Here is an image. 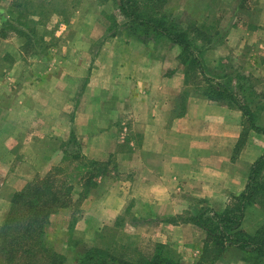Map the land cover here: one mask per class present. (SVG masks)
<instances>
[{
  "label": "crops",
  "instance_id": "1",
  "mask_svg": "<svg viewBox=\"0 0 264 264\" xmlns=\"http://www.w3.org/2000/svg\"><path fill=\"white\" fill-rule=\"evenodd\" d=\"M221 1L226 2L225 9L235 10L237 19V23L230 25L226 43L236 59L246 54L247 44L252 45L257 52L247 54L246 60L255 64L264 56V0ZM244 2H256L250 11L258 20L250 22L252 25L239 24L244 17L240 11ZM119 33L110 42L114 47L106 46L104 56L73 59L76 70L66 74L69 84L65 83L64 87L69 90L59 107L66 120L61 118L59 126L56 117L45 121L47 129H55L45 135L36 130L31 133L30 127L20 142V152L24 158L31 154L39 156L37 161L43 160L44 164L36 168L42 171L55 153H60L65 162L63 143L73 137L85 159L116 161L122 177L108 185L100 180L84 190L82 214L77 223L95 233L116 225L120 215L134 211L140 204L139 216L143 217H135L134 224L148 226L147 239L152 245L154 242L175 245L180 256L173 249L181 257V264H204L208 231L186 216L196 206L200 213L204 212V217L222 214L232 207L235 198L247 191L252 167L264 155V133L250 126L240 107L212 100L202 93L186 94L187 84L179 59L177 62L169 53L157 57L140 37ZM173 45L179 48L178 44ZM138 52L142 55H136ZM39 77H25L29 84L33 82L34 93L18 96L20 108L30 107L37 115L43 113L37 98L43 84ZM21 78L19 83L23 82ZM80 81L83 96L81 107H77L74 98ZM21 86L27 85L21 83ZM51 88L46 93H51ZM7 103L10 102L2 100L3 105ZM258 124L264 127L260 118ZM28 126L26 123L25 131ZM19 127L23 128L21 121ZM46 145H51L49 151ZM42 149L46 156L40 157ZM4 169L3 184L13 186L8 187L6 196H0V226L11 208V194L31 181L28 176L15 185L14 177L19 180L20 176L11 173L9 167ZM69 209L70 206L64 207L59 212L68 213ZM262 226L264 209L257 204L249 205L241 227L255 234ZM150 248L147 246L146 251ZM246 253L238 246L229 245L214 264H250Z\"/></svg>",
  "mask_w": 264,
  "mask_h": 264
},
{
  "label": "rangeland",
  "instance_id": "2",
  "mask_svg": "<svg viewBox=\"0 0 264 264\" xmlns=\"http://www.w3.org/2000/svg\"><path fill=\"white\" fill-rule=\"evenodd\" d=\"M225 3L223 4L221 0H168L166 9L180 15L186 26L190 18H193L200 20L202 28L209 34L221 33L219 44L214 46L216 42L212 43L204 52L207 75L212 78L219 77V80H225L227 74L233 76L235 79L231 82L235 87L233 89L245 90L249 106L264 124V56H260L255 64L248 62L247 54L257 51L252 45L247 44L244 50L246 54L237 56V59L234 57V53L226 43V37L230 25L237 23V19L233 14L235 10L225 9ZM253 4L255 6L256 2L242 4L243 8L240 11L244 17L239 20V24L247 25L258 20L250 11ZM6 21H10L12 26H6L4 24ZM135 29L139 31L140 39L144 40L153 55L163 57L169 53L170 57L177 59L178 62L181 47H174L169 39L156 37L151 30L148 31L149 29L134 28L120 9L119 0H0V190L2 191L0 196H6L8 187L13 186L9 185L10 183L3 184L4 167L5 169L9 167L11 173L20 176L19 180L17 176L14 177L17 185L20 179L28 176L31 179L28 183L38 182L63 163L60 167H63L67 179L75 184L74 193L77 192L76 195L74 194L75 202L70 206L68 213L58 210L51 216L53 219H50L46 227V235L50 244L66 256L65 264H79L75 261L77 257L95 246L109 250L116 256L121 257L125 254L127 257H133L152 245L147 239L148 226L134 224L135 217L142 214L140 204L133 208L134 211L130 210L120 215L116 225L106 226L95 233L93 230L88 231L83 224L77 223L82 214L84 190H88L95 182L99 184L100 180L102 183L107 181L108 185L116 178L122 177L116 161L95 165L84 158L76 159L75 156L79 151L72 137L64 140L63 143L66 148L65 162L61 159L60 153H55L50 161H46L47 167L42 171H39V167L36 168L40 163L44 164L43 160L37 161L39 156L31 154L24 158L20 152V142L30 127L31 133L36 130L37 133L45 135L51 133V130L55 131V129H47L45 121L48 122L56 117L59 126L62 125L61 118L66 120L67 117L60 113L59 107L66 99V91L69 90L64 87L65 83L69 84L66 74H73L76 70V65L72 64L73 59L102 57L105 55L106 46L114 47L110 42L115 39L113 36L116 33L122 32L123 36L131 37L132 33H138ZM206 44L208 43L202 44L203 47ZM217 46L221 48H216ZM136 55L142 53L138 52ZM186 66L182 63L184 75ZM55 73V76H51ZM239 75L243 79H238ZM35 76H40L38 79L43 80L37 93L39 103L43 106V113L37 112L43 117L40 119L35 112L30 111V107L20 108L18 98L19 93H34L31 91L33 82L29 84L30 80L24 78L30 79ZM199 76H195L193 82L185 87L189 96L191 93L205 95V91H211L209 88L211 82L206 81L200 72ZM20 77L23 82L19 83ZM21 83H26L27 86H21ZM82 85L83 82L80 81L79 86H76L78 93L74 99L77 107H81ZM48 87L54 88H51V93H46ZM42 93L44 95L40 96ZM3 99L10 103L3 105ZM33 99L34 97L32 101ZM30 105L33 107V104ZM35 117L37 119H34ZM20 121L23 124L21 128L23 132L25 124L29 125L24 133L20 130ZM9 139L10 143H5V140ZM9 148L10 152H8ZM45 148L49 151L51 145H46ZM43 156H46V153L42 149L40 157ZM88 174H95V177L93 175L85 182L84 177ZM10 198L13 200V194ZM198 213L200 209L196 206L186 217L191 218ZM154 227L156 229L158 226ZM207 244L204 264H213L216 245L209 240ZM172 248L180 256L178 248L175 245ZM245 256L250 264H254L256 258L252 257V254L246 253Z\"/></svg>",
  "mask_w": 264,
  "mask_h": 264
},
{
  "label": "trees",
  "instance_id": "3",
  "mask_svg": "<svg viewBox=\"0 0 264 264\" xmlns=\"http://www.w3.org/2000/svg\"><path fill=\"white\" fill-rule=\"evenodd\" d=\"M119 3L120 9L134 28L149 29L148 31L151 30L156 37L169 39L172 44L181 47L179 59L187 65L185 74L187 85L193 82L195 76L200 77V72L206 81L211 82L209 85L211 91H205L208 98L240 107L248 117L250 126L264 133V127L258 124L256 112L249 106L245 90L233 89L235 88L231 83L235 80L233 76L227 74L225 80H219V77L212 78L207 75L204 52L212 43L219 41L220 32L209 34L202 28V22L193 18H190L186 26L180 15L167 11L168 0H119ZM4 24L12 26L10 21ZM135 31L138 33L134 32L132 35L141 37L139 31L136 29ZM201 43L208 44L203 47ZM240 78L243 79L241 75L238 79ZM74 143L77 145L76 140ZM78 153L76 159L84 158L80 152ZM85 160L95 165L104 164L100 161ZM64 173L63 167H58L50 171L42 180L29 183L13 195L11 208L5 222L0 226V264H65L67 262L66 256L50 244L46 235V227L50 223L51 216L75 202V184L72 180L70 182ZM93 175L95 177V174L84 177L85 182ZM95 185L97 182L91 184V187ZM247 188L245 193L235 198L228 211L222 214L216 213L213 217H204V212L201 211L197 216L188 218L205 228L209 234V241L216 245L213 264L229 245L238 246L252 254V257L256 258L254 264H264V226L255 234H249L241 227L245 210L249 205L257 204L264 209V155L254 163ZM206 249L208 250V244ZM76 262L79 264H181V257L169 244L155 242L149 251L140 252L133 257H127L125 254L120 257L101 247H91L82 256H78Z\"/></svg>",
  "mask_w": 264,
  "mask_h": 264
}]
</instances>
